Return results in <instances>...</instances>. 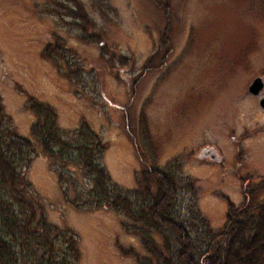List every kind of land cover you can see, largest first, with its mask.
Instances as JSON below:
<instances>
[{
	"label": "rangeland",
	"instance_id": "obj_1",
	"mask_svg": "<svg viewBox=\"0 0 264 264\" xmlns=\"http://www.w3.org/2000/svg\"><path fill=\"white\" fill-rule=\"evenodd\" d=\"M263 71L264 0H0V97L17 133L31 139L34 98L59 129L101 136L123 189L150 166L171 174L198 253L264 178V111L247 91ZM34 150L25 175L48 221L76 233L80 264H140L131 220L91 207L81 171Z\"/></svg>",
	"mask_w": 264,
	"mask_h": 264
},
{
	"label": "trees",
	"instance_id": "obj_2",
	"mask_svg": "<svg viewBox=\"0 0 264 264\" xmlns=\"http://www.w3.org/2000/svg\"><path fill=\"white\" fill-rule=\"evenodd\" d=\"M75 15L86 21L84 13ZM26 107L32 115L31 139L17 133L0 97V264H80L76 233L48 221L25 175L35 143L61 168L81 171L90 183L81 196L91 207L110 208L131 220L130 230L147 254L140 264H264V178L244 185L242 203L229 206L222 228L204 230L210 240L198 253L190 230L174 214L178 186L171 174L150 166L142 185L125 190L104 166L107 146L99 134L85 123L71 131L59 129L55 109L34 98Z\"/></svg>",
	"mask_w": 264,
	"mask_h": 264
},
{
	"label": "water",
	"instance_id": "obj_3",
	"mask_svg": "<svg viewBox=\"0 0 264 264\" xmlns=\"http://www.w3.org/2000/svg\"><path fill=\"white\" fill-rule=\"evenodd\" d=\"M263 87V81L261 77H256L253 82L248 86V92L254 95H259L260 89ZM259 107L264 110V96L259 97ZM214 157V155H212Z\"/></svg>",
	"mask_w": 264,
	"mask_h": 264
},
{
	"label": "flooded vegetation",
	"instance_id": "obj_4",
	"mask_svg": "<svg viewBox=\"0 0 264 264\" xmlns=\"http://www.w3.org/2000/svg\"><path fill=\"white\" fill-rule=\"evenodd\" d=\"M159 48H160V45H159ZM262 75V76H261ZM261 77L262 78V81H263V87L260 89V91H259V95H254V94H252V93H249L250 95H252L253 97H257L258 98V101H259V97H261V96H264V71H263V73H261L260 75L259 74H257V75H255V77ZM255 77L253 78V79H255ZM251 83V82H250ZM250 83H249V85H250ZM248 85V86H249ZM247 91H248V87H247ZM262 110V109H261ZM262 111H264V110H262ZM262 129H263V131H264V126L262 127ZM209 152H211V151H209ZM206 150H204L203 151V154H205L206 155ZM218 157L215 155L214 157H212V159H217Z\"/></svg>",
	"mask_w": 264,
	"mask_h": 264
}]
</instances>
